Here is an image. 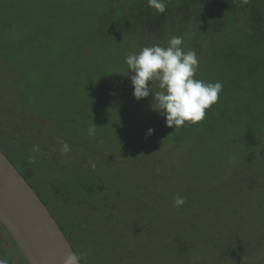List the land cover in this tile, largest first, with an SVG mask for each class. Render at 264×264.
Here are the masks:
<instances>
[{
	"label": "rangeland",
	"instance_id": "rangeland-1",
	"mask_svg": "<svg viewBox=\"0 0 264 264\" xmlns=\"http://www.w3.org/2000/svg\"><path fill=\"white\" fill-rule=\"evenodd\" d=\"M132 1L0 0V149L88 264H264V147L214 107L167 127L159 82L134 99L125 56L168 40L146 39Z\"/></svg>",
	"mask_w": 264,
	"mask_h": 264
},
{
	"label": "trees",
	"instance_id": "trees-1",
	"mask_svg": "<svg viewBox=\"0 0 264 264\" xmlns=\"http://www.w3.org/2000/svg\"><path fill=\"white\" fill-rule=\"evenodd\" d=\"M126 9L132 16H144L146 39L182 37V47L203 58L197 77L208 73L207 82L223 86L212 105L219 110L213 116L244 130L245 148L264 147V0H166L164 13L149 7L147 0H135ZM263 167L258 169L263 172ZM260 171L256 172L259 177ZM245 191L247 188H241ZM0 227L14 242L1 222ZM60 227L80 255L82 247L76 236ZM188 248L179 240L172 252L181 258Z\"/></svg>",
	"mask_w": 264,
	"mask_h": 264
},
{
	"label": "clouds",
	"instance_id": "clouds-1",
	"mask_svg": "<svg viewBox=\"0 0 264 264\" xmlns=\"http://www.w3.org/2000/svg\"><path fill=\"white\" fill-rule=\"evenodd\" d=\"M147 2L149 7L158 13L166 11V0ZM182 44V37L173 36L166 47L146 46L125 56L127 65L125 76L131 81L134 99L139 101L148 97L153 93L152 84L159 82L162 91L153 93L156 104L153 110L164 117L167 127L174 129L186 123L196 124L202 121L206 110L218 101L223 87L220 82L211 83L195 79L199 66L196 52L185 51ZM94 130L89 129V135H93ZM154 132V128L147 129L146 137L153 135ZM34 151H38V148H34ZM63 151H69L68 145H63ZM30 162L34 163L35 157H30ZM184 202V199L178 196L174 200V206L180 207ZM82 255L87 253L69 254L64 259V264H80ZM0 264L5 262L0 261Z\"/></svg>",
	"mask_w": 264,
	"mask_h": 264
},
{
	"label": "water",
	"instance_id": "water-1",
	"mask_svg": "<svg viewBox=\"0 0 264 264\" xmlns=\"http://www.w3.org/2000/svg\"><path fill=\"white\" fill-rule=\"evenodd\" d=\"M0 222L29 264H64L67 255L77 254L38 193L1 149Z\"/></svg>",
	"mask_w": 264,
	"mask_h": 264
},
{
	"label": "flooded vegetation",
	"instance_id": "flooded-vegetation-1",
	"mask_svg": "<svg viewBox=\"0 0 264 264\" xmlns=\"http://www.w3.org/2000/svg\"><path fill=\"white\" fill-rule=\"evenodd\" d=\"M0 229H1V227H0ZM7 235V234H6ZM10 235V234H9ZM8 237V236H7ZM9 238V237H8ZM10 240V239H9ZM70 241V240H69ZM10 242L13 244V246L15 247V250H14V255H15V257L14 256H12V258H11V256H4L3 255V253H2V251H0V261H4L5 262V264H13V263H15V264H29L28 262H27V260H26V258L25 257H23L24 255L22 254V252L20 251V249H19V247L17 246V244L16 243H14L13 241H11L10 240ZM74 248V247H73ZM75 250V249H74ZM76 251V250H75ZM77 253V252H76ZM23 255V256H22ZM77 255H79L78 253H77ZM16 260V261H15Z\"/></svg>",
	"mask_w": 264,
	"mask_h": 264
}]
</instances>
